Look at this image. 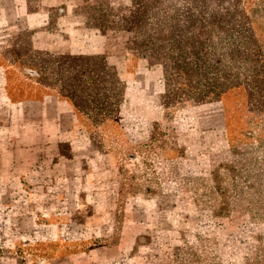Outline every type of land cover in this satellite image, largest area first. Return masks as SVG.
I'll list each match as a JSON object with an SVG mask.
<instances>
[{
    "label": "rangeland",
    "instance_id": "1",
    "mask_svg": "<svg viewBox=\"0 0 264 264\" xmlns=\"http://www.w3.org/2000/svg\"><path fill=\"white\" fill-rule=\"evenodd\" d=\"M110 16L104 29L144 67L133 63L129 72L140 92L132 111L137 117L146 110L148 120L128 123V154L116 155L109 229L87 231V241L65 254L106 244L114 248L106 264H264V0H130ZM88 68L90 86L69 93L90 110L114 104V69L103 58L82 61L80 71ZM153 84L161 90L155 108L159 118L163 109L162 120L151 111L155 94L144 89ZM190 106L200 111L184 112ZM222 109L224 150H172L186 132L175 141L170 123L182 122L180 130L208 120L223 125ZM90 110L81 109L92 116ZM21 221L13 238L15 230H0V264H51L57 251L42 245L53 241L55 228L32 230ZM14 238L22 249H8Z\"/></svg>",
    "mask_w": 264,
    "mask_h": 264
},
{
    "label": "crops",
    "instance_id": "2",
    "mask_svg": "<svg viewBox=\"0 0 264 264\" xmlns=\"http://www.w3.org/2000/svg\"><path fill=\"white\" fill-rule=\"evenodd\" d=\"M129 3L0 0V230H15L13 238L18 218L32 230L34 224L44 231L54 227L55 238L42 245L57 251L55 258L49 259L51 264L111 261L114 248L106 244L74 253L65 251L72 243L87 241V231L104 234L109 229L121 159L116 155L128 154V123L148 120L146 110H138L137 117L132 111L134 101H140V92L134 87L135 72H129L133 63L134 70L144 67L119 48L118 35L105 30L112 21L110 13L127 8ZM97 58L114 69L119 88L114 104L90 110L91 104L68 90H78L81 79L90 85V69L81 72L80 64ZM146 72L156 81L162 78L157 71ZM68 75L72 83L66 87ZM154 88L144 89L155 94L151 111L157 119L155 104L160 103L161 90L157 84ZM82 108L90 110L93 117L83 114ZM185 108L184 112L191 114L200 111V107ZM160 110L158 119L162 120L164 112ZM112 113L113 118L106 117ZM221 118L223 125L213 127L211 120L200 121L193 130H189L192 124L180 130L182 122L174 120L169 127L175 141L178 133L186 135L172 150L176 152L177 146L191 154L224 150L229 141L223 109ZM96 123L99 126L93 125ZM114 124L119 129L113 130ZM115 142L121 146L117 148ZM14 239L8 249H22Z\"/></svg>",
    "mask_w": 264,
    "mask_h": 264
},
{
    "label": "trees",
    "instance_id": "3",
    "mask_svg": "<svg viewBox=\"0 0 264 264\" xmlns=\"http://www.w3.org/2000/svg\"><path fill=\"white\" fill-rule=\"evenodd\" d=\"M90 80H91V79H90ZM80 82H81V83H80V86H79V87H83V86L85 85V84L83 83V80L81 79ZM85 86H87V85H85ZM89 86H90V85H89ZM85 88H86V87H85Z\"/></svg>",
    "mask_w": 264,
    "mask_h": 264
}]
</instances>
